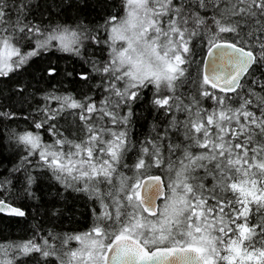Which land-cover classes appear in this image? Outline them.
I'll list each match as a JSON object with an SVG mask.
<instances>
[{
  "label": "snow or ice",
  "instance_id": "1",
  "mask_svg": "<svg viewBox=\"0 0 264 264\" xmlns=\"http://www.w3.org/2000/svg\"><path fill=\"white\" fill-rule=\"evenodd\" d=\"M0 264H264V0H0Z\"/></svg>",
  "mask_w": 264,
  "mask_h": 264
},
{
  "label": "trees",
  "instance_id": "2",
  "mask_svg": "<svg viewBox=\"0 0 264 264\" xmlns=\"http://www.w3.org/2000/svg\"><path fill=\"white\" fill-rule=\"evenodd\" d=\"M5 234H11L12 236H18L20 233H19V229L17 228H10L7 230V232Z\"/></svg>",
  "mask_w": 264,
  "mask_h": 264
}]
</instances>
